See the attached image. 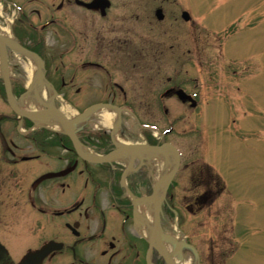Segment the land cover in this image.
<instances>
[{
	"label": "flooded vegetation",
	"instance_id": "1",
	"mask_svg": "<svg viewBox=\"0 0 264 264\" xmlns=\"http://www.w3.org/2000/svg\"><path fill=\"white\" fill-rule=\"evenodd\" d=\"M183 3L0 0V18L6 24L4 15L11 16L13 40L38 54L43 73L32 82L35 59L6 46L15 104L28 91L35 104L42 103L32 110L22 107L33 120L20 118L8 104L0 70V264L211 263H201L196 243L180 227L184 217L193 226L224 191L208 166L181 156L179 168L189 170L186 182L174 181L175 175L162 203L163 234L173 238L160 242L165 255L156 238L150 244L143 206L134 207V198L152 193L155 170L163 164L161 153L144 147L168 141L173 130L164 133L162 116L152 122L148 113L164 115L176 104L190 111L200 106L197 92L180 78L182 61L200 57L196 12L189 1ZM28 62L34 65L30 75ZM180 88L193 99L180 101ZM50 97L63 112L64 101L80 112L93 104L116 111L118 137L139 150L92 161L114 149L112 129L90 126L91 116L84 119L76 126L82 147L76 151L64 131L49 124L57 118L43 104ZM124 118L134 122L129 130ZM170 220L181 235L167 229ZM218 255L227 260L225 253Z\"/></svg>",
	"mask_w": 264,
	"mask_h": 264
},
{
	"label": "rangeland",
	"instance_id": "2",
	"mask_svg": "<svg viewBox=\"0 0 264 264\" xmlns=\"http://www.w3.org/2000/svg\"><path fill=\"white\" fill-rule=\"evenodd\" d=\"M187 1L196 12L200 57L182 61L180 78L191 89L194 82L185 79L197 77L203 106L192 113L176 104L167 117L150 112L148 120L160 121L162 116L160 126L174 127L169 137L182 157H202L225 183L226 189L208 203L193 226L186 217L180 220L196 243L201 263L264 264V0ZM3 21L0 18V27H6ZM64 107L68 114L75 113L74 107ZM101 110L88 119L90 126L111 124L106 121L108 110ZM124 122L128 130L134 126L128 118ZM188 172L181 166L174 181L184 184ZM176 228L173 222L167 229Z\"/></svg>",
	"mask_w": 264,
	"mask_h": 264
},
{
	"label": "water",
	"instance_id": "3",
	"mask_svg": "<svg viewBox=\"0 0 264 264\" xmlns=\"http://www.w3.org/2000/svg\"><path fill=\"white\" fill-rule=\"evenodd\" d=\"M5 45H8L9 47L14 49L15 51L25 53L28 56H35L36 57V54L30 53L28 50H26L23 47L14 45L13 43L10 42V40H8V39L4 38L2 35H0V56H1V60L2 61H4L3 57L5 56V47H4ZM4 68H5V65H4ZM37 74L39 75V72ZM4 75H5L4 78H5V81H6L7 96H8L9 103L11 104L13 109L18 112V114H20L21 116H26V117H28L30 119H33V117L29 113L23 112V111L19 110L18 108H16L15 106H13L11 92H10L9 85H8V82H7V79H6V72L4 73ZM92 108H94V107H91L90 109H88V111L91 110ZM54 111L56 112V114L60 115V112L58 110L57 111L54 110ZM86 112L83 113L81 116L73 119V120H68V119H66L64 117L65 132L72 139L75 148L78 149V150H79V144H78V142L76 140V135H75V132H74V125L84 117ZM130 149H133V151L136 150V148L134 146L132 147V146L127 145V146L119 147L116 151L130 150ZM148 150L162 151L165 154L167 152L171 151L173 153V155H174L175 163H177V164L179 163V156H178V153L176 151V148L170 143H166L164 145V149L162 147H149ZM105 158H100V159L104 160ZM177 164H175V166L173 168H171V170L165 175L164 180L163 181L161 180V184L163 183V184H165L167 186V182H169L171 177L173 176V174H174V172H175V170L177 168ZM161 197H162V195L161 196L157 195V197H153L152 198L153 203H154L155 221H156L155 222L156 223L155 224L156 231L154 233V236L157 237L158 241L160 240V238L168 239V236L162 234V232L160 230L159 223H158L159 202H160ZM158 235H159V237H158ZM168 264H172V263H168Z\"/></svg>",
	"mask_w": 264,
	"mask_h": 264
},
{
	"label": "bare ground",
	"instance_id": "4",
	"mask_svg": "<svg viewBox=\"0 0 264 264\" xmlns=\"http://www.w3.org/2000/svg\"><path fill=\"white\" fill-rule=\"evenodd\" d=\"M0 32H2L6 36H9L10 35L9 27L0 28ZM33 69H34V65L31 62H28V75L31 74V72H32ZM24 99H27V100L24 101ZM24 99H23V102H21V104L24 105L23 107H26L29 110H32V109H35L36 108V105L31 100V97L30 96H27ZM105 116H106V121H110L114 117L113 113H110V112H106ZM55 126H59V123H55ZM115 139H118L117 136H115ZM116 141H118V140H116ZM145 209L146 208H143L142 210H144V213L147 214L146 213L147 210L145 211ZM148 216L150 217V214Z\"/></svg>",
	"mask_w": 264,
	"mask_h": 264
}]
</instances>
